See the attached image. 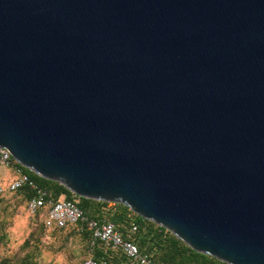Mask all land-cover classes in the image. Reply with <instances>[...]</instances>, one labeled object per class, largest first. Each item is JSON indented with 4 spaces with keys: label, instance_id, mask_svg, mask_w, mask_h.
Listing matches in <instances>:
<instances>
[{
    "label": "water",
    "instance_id": "water-1",
    "mask_svg": "<svg viewBox=\"0 0 264 264\" xmlns=\"http://www.w3.org/2000/svg\"><path fill=\"white\" fill-rule=\"evenodd\" d=\"M0 147L264 264V0H0Z\"/></svg>",
    "mask_w": 264,
    "mask_h": 264
},
{
    "label": "built area",
    "instance_id": "built-area-1",
    "mask_svg": "<svg viewBox=\"0 0 264 264\" xmlns=\"http://www.w3.org/2000/svg\"><path fill=\"white\" fill-rule=\"evenodd\" d=\"M15 162L10 153L0 147V166L12 173L6 181L0 178V195L13 194L27 185L32 190V194L26 200V208L31 216H40L45 228H66L73 225L79 230L90 232V255L79 264H113L104 256L109 250H121L127 257V262L117 264H154L148 254L141 252L130 238L123 236L113 221L105 218L100 220L88 218L78 205L79 196L73 194L69 199L52 198L46 189L39 187L27 173L15 165ZM116 204L107 202V206H116ZM137 228L138 223L130 222V233H134ZM97 243L102 245V254L94 258L91 252ZM36 264L46 263L38 261Z\"/></svg>",
    "mask_w": 264,
    "mask_h": 264
},
{
    "label": "rangeland",
    "instance_id": "rangeland-1",
    "mask_svg": "<svg viewBox=\"0 0 264 264\" xmlns=\"http://www.w3.org/2000/svg\"><path fill=\"white\" fill-rule=\"evenodd\" d=\"M4 171L0 166V178ZM115 207L121 208L107 206ZM145 230L143 226L142 234ZM89 255V240L82 230L45 228L40 216L29 214L21 193L0 195V264H78Z\"/></svg>",
    "mask_w": 264,
    "mask_h": 264
},
{
    "label": "trees",
    "instance_id": "trees-1",
    "mask_svg": "<svg viewBox=\"0 0 264 264\" xmlns=\"http://www.w3.org/2000/svg\"><path fill=\"white\" fill-rule=\"evenodd\" d=\"M15 165L19 166L23 172L27 173L30 179L39 187L46 189L52 198L64 197L69 199L72 197L73 194L58 182L40 177L16 162ZM18 192L24 196L25 200L32 194V190L27 185L22 186ZM78 205L88 218L96 220L105 218L113 221L120 229L123 236L125 238H130L141 252L148 254L154 264H227L209 255L196 252L163 227L138 216L122 204H116V206H121L119 209L115 207L113 210H108L107 202L105 201L79 197ZM132 221L138 223V228L134 233L129 232V225ZM143 226L146 228L145 234H142ZM68 227L74 226L70 225ZM83 232L89 240L90 251V232L85 230H83ZM92 249V256L94 258H98L102 254V245L100 243H97ZM104 256L107 257L109 261L113 262V264L128 261L121 250H109Z\"/></svg>",
    "mask_w": 264,
    "mask_h": 264
},
{
    "label": "crops",
    "instance_id": "crops-1",
    "mask_svg": "<svg viewBox=\"0 0 264 264\" xmlns=\"http://www.w3.org/2000/svg\"><path fill=\"white\" fill-rule=\"evenodd\" d=\"M3 174H4L3 177L7 176V177L9 178V177L11 176L10 171H6V170H5ZM3 177H2V179H4ZM7 177H6V180L8 179ZM6 180H5V181H6Z\"/></svg>",
    "mask_w": 264,
    "mask_h": 264
}]
</instances>
